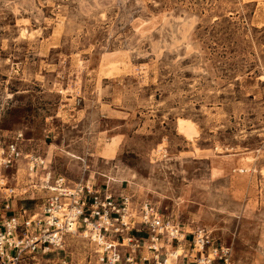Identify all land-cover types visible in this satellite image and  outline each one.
Returning a JSON list of instances; mask_svg holds the SVG:
<instances>
[{"label":"rangeland","instance_id":"374dc122","mask_svg":"<svg viewBox=\"0 0 264 264\" xmlns=\"http://www.w3.org/2000/svg\"><path fill=\"white\" fill-rule=\"evenodd\" d=\"M0 141L23 154L0 166V219L4 199L40 212L33 155L264 264V0H0Z\"/></svg>","mask_w":264,"mask_h":264},{"label":"built area","instance_id":"2783aa9c","mask_svg":"<svg viewBox=\"0 0 264 264\" xmlns=\"http://www.w3.org/2000/svg\"><path fill=\"white\" fill-rule=\"evenodd\" d=\"M22 157L17 141L5 148L0 141L1 167ZM25 159L32 175L41 172L38 190L44 202L38 214L21 209L8 217L12 204L4 199L0 264H39L40 258L59 253L64 256L58 264H71L65 250L69 238L93 246L94 264H234L231 249L219 245L207 229L184 230L148 202L136 211L132 196L96 189L89 181L70 184L55 176L42 158ZM178 248L183 253L175 256Z\"/></svg>","mask_w":264,"mask_h":264},{"label":"bare ground","instance_id":"6f19581e","mask_svg":"<svg viewBox=\"0 0 264 264\" xmlns=\"http://www.w3.org/2000/svg\"><path fill=\"white\" fill-rule=\"evenodd\" d=\"M179 129H180V132L183 133L185 135V137L188 138L189 140H192L193 136L196 134V129H195L194 125L192 123H189L188 121H184V120L180 121L179 122ZM72 229L74 230V226L72 227ZM92 251H93V256H94V248H92ZM182 253H183L182 249L178 248L175 256L181 255ZM169 262H170V260H169Z\"/></svg>","mask_w":264,"mask_h":264}]
</instances>
